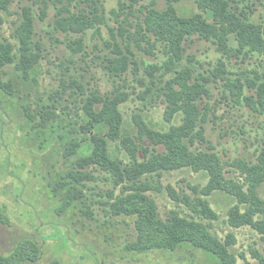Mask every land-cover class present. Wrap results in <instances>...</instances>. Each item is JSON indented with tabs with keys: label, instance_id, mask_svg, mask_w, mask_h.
Instances as JSON below:
<instances>
[{
	"label": "trees",
	"instance_id": "trees-1",
	"mask_svg": "<svg viewBox=\"0 0 264 264\" xmlns=\"http://www.w3.org/2000/svg\"><path fill=\"white\" fill-rule=\"evenodd\" d=\"M67 1L69 5L72 3ZM143 1L146 0H120L118 8L110 11L117 25L110 29V40L105 42L112 54L106 58L112 88L106 92L89 91L76 80L62 82L63 93L75 89L82 97L78 121L69 115L57 119L48 110L31 113L33 107L42 105L33 97L31 88L37 87L36 59L33 62L31 52L33 26L30 10L23 8L20 26L11 36L0 37V117L8 121L9 113L3 108L1 97L17 99L27 122L24 133L36 136L41 152L52 150L62 159L81 154L77 170L54 172L48 181L52 196L61 199L58 214L72 208L74 213L92 218L79 186L95 180L91 167H97L113 187L107 192L110 202L105 205L114 216L134 218L137 240L130 245L131 250L141 253L192 248L204 252L215 264H238L231 252L233 238L221 241L210 233L212 223L219 219L213 206L218 203L217 196L230 200L228 225L234 229L247 226L264 235V200L259 195L264 183V139L254 161L235 159L225 163L204 133L206 123L215 116L207 101L210 93L205 84L209 75L220 77L233 107L244 106L253 113L264 114V22L251 21L253 10H239V4L247 0H150L147 5ZM75 2L77 11L66 6L60 8L58 13H66L67 17L59 18L57 27L83 37L87 30L99 33L100 26H107L102 0ZM186 2H192L196 12L183 10ZM10 3L11 0H0V28L5 24L4 14H8ZM245 9H251V4ZM195 42L215 45L222 56L257 54L263 58L260 70H252L251 76L242 73L234 79L224 78L226 67L219 60L207 77L196 73L191 65L197 62L194 56H185L187 44ZM75 44L78 47L75 51H80L81 39ZM156 45L163 47L164 60L154 64L137 61L135 50L156 57ZM129 73L144 89L140 93L142 99H150V104L158 99L164 105V121L172 123L179 119V125H171L163 132L149 127L139 114L130 122L123 120L119 108L129 97L127 90L131 86L126 79ZM26 87L31 91L25 92ZM1 121L2 134L6 124ZM226 165L238 173L237 180L226 177L230 173ZM184 168L207 176L208 183L204 187L191 186L190 194L166 186L169 198L183 205L188 214L171 212L163 219L150 193L163 191V175ZM116 189L117 195L113 192ZM0 217L5 218L1 213ZM20 246L9 256H3L0 250V264L27 261L20 257ZM252 255L255 264H264V258L257 252ZM242 260V264H253L245 257Z\"/></svg>",
	"mask_w": 264,
	"mask_h": 264
},
{
	"label": "rangeland",
	"instance_id": "rangeland-1",
	"mask_svg": "<svg viewBox=\"0 0 264 264\" xmlns=\"http://www.w3.org/2000/svg\"><path fill=\"white\" fill-rule=\"evenodd\" d=\"M71 1L69 5L67 0H11L8 14H4L5 24L0 28V37L11 36L21 24L22 9L30 10L33 26L31 52L37 67V87L31 88L34 91L33 97L42 105L33 107L31 113L48 110L54 112L57 119L69 115L78 121L82 97L75 89H66L63 93L61 84L63 81L68 83L69 80H76L89 91L98 89L106 92L112 88L113 80L106 68V58L112 54L105 42L110 40V29L117 26L110 11L118 8L120 0H102L107 26H100L99 33L87 30L83 37L56 25L59 18L67 17L66 13H58L61 7L66 6L73 12L78 10L77 0ZM149 2L146 0L143 4ZM250 4L251 9H245ZM239 8L246 12L253 10L251 21L255 24L264 22V0H247L240 3ZM182 9L196 12L192 2L184 3ZM80 39L82 48L76 52L78 47L75 42ZM134 52L137 61L144 64L160 63L165 57L161 45H156V57L136 50ZM186 55L194 56L197 62L191 65L196 73L206 77L219 60L223 61L226 67V75L223 77L232 79L242 73L251 76L249 73L252 70L259 71L263 59L257 54L246 57L239 54L235 57L232 53L222 56L215 45L207 42L187 44ZM7 70L13 74L11 68ZM133 78L134 75L130 73L126 76L131 89L127 90L128 100L119 108L123 120L130 122L133 116L139 114L149 127L163 132L171 125H179V119L172 123L164 121V105L158 99L151 100L152 105L150 99H142L140 93L144 89ZM205 85L210 93L207 101L215 115L205 125L206 138L227 164L235 159L254 161L256 150L264 139V114L253 113L244 106L233 107L224 81L218 76L209 75ZM24 91L31 89L26 87ZM1 99L3 108L9 113L8 121L0 117V121L6 124L0 133V213L5 217H0V250L3 256L13 254L16 247L21 245L20 257L27 258L22 264H215L204 252L192 248L141 253L131 250L130 245L137 240L134 218L114 216L105 205L110 202V194L107 192L113 190V187L103 179L107 175L95 169L97 167H91L95 180L85 183L84 187L79 186L85 194V204L91 210L92 218L87 219L80 213H74L72 208L58 214L61 199L52 196L48 181L54 177V172L63 174L77 170V159L81 154L62 159L52 150L41 152L36 136L28 137L24 133L27 122L18 100L12 97ZM202 106L199 105L200 109ZM16 130H19L18 133ZM225 169L230 172L226 177L237 180L238 173H234L233 168L226 165ZM161 182L163 191L150 193V196L157 206L159 216L165 219L171 212H178L180 216L188 214L183 205L169 198L166 186L173 187L178 193L190 194L191 186L204 187L208 178L184 168L163 175ZM113 192L117 195L118 189ZM259 195L264 200V183L259 188ZM216 201L218 203L213 207L219 219L212 223L211 235L221 241L233 238L231 252L238 264L244 262V257L250 263H257L253 251L264 258V235L247 226L238 229L230 227L227 223L230 200L217 196ZM28 259L33 261L29 262Z\"/></svg>",
	"mask_w": 264,
	"mask_h": 264
}]
</instances>
